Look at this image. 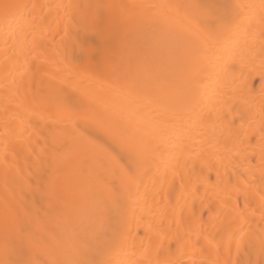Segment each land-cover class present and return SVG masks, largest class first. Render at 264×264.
Listing matches in <instances>:
<instances>
[{"label":"bare ground","instance_id":"6f19581e","mask_svg":"<svg viewBox=\"0 0 264 264\" xmlns=\"http://www.w3.org/2000/svg\"><path fill=\"white\" fill-rule=\"evenodd\" d=\"M262 3L0 0V264H264Z\"/></svg>","mask_w":264,"mask_h":264},{"label":"snow or ice","instance_id":"6c2138e0","mask_svg":"<svg viewBox=\"0 0 264 264\" xmlns=\"http://www.w3.org/2000/svg\"><path fill=\"white\" fill-rule=\"evenodd\" d=\"M13 7H16V6L15 5H5V9L6 10L10 9V8H13ZM212 8H213L212 5H207L206 6V12L208 14H211L212 13ZM262 8H264V3H262ZM13 264H21V262H13ZM52 264H56V262H52ZM90 264H96V262L92 261V262H90Z\"/></svg>","mask_w":264,"mask_h":264},{"label":"rangeland","instance_id":"374dc122","mask_svg":"<svg viewBox=\"0 0 264 264\" xmlns=\"http://www.w3.org/2000/svg\"><path fill=\"white\" fill-rule=\"evenodd\" d=\"M162 228H163V226H162ZM162 228H161V229H162Z\"/></svg>","mask_w":264,"mask_h":264}]
</instances>
